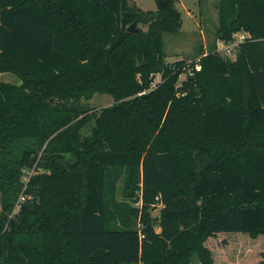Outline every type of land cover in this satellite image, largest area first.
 <instances>
[{"label": "trees", "instance_id": "1", "mask_svg": "<svg viewBox=\"0 0 264 264\" xmlns=\"http://www.w3.org/2000/svg\"><path fill=\"white\" fill-rule=\"evenodd\" d=\"M154 1L0 0L19 79L0 78V264H214L219 233L264 242V0H217L216 41L250 37L197 71L165 61L182 20ZM95 93L113 103L89 112Z\"/></svg>", "mask_w": 264, "mask_h": 264}, {"label": "rangeland", "instance_id": "2", "mask_svg": "<svg viewBox=\"0 0 264 264\" xmlns=\"http://www.w3.org/2000/svg\"><path fill=\"white\" fill-rule=\"evenodd\" d=\"M135 4L143 10L156 9L154 0H135ZM175 6L180 12L182 25L179 31L163 35V52L166 62L171 63L182 59L191 61L197 59L202 53L210 51L215 45L217 46L215 38L218 24L217 0H177ZM138 26L146 29V26L140 24ZM219 53L224 58L233 59L235 57L234 53L233 55H227L223 51ZM0 78L5 82L19 83L18 77L10 72L1 73ZM159 79V74L154 76V81H158ZM81 102L85 107L90 108L89 112H91L93 110L99 111L102 107L112 104L113 98L109 94L95 93L90 99H82ZM93 123L94 121L90 119L82 130L83 135L90 132ZM35 172V165L24 169L23 181L26 182L29 176ZM116 185L118 189L117 197L120 198L119 191L122 181L117 180ZM19 201H23L21 195ZM159 209L160 204H157L151 210V215L158 216ZM15 212L16 207L12 211V214H15ZM156 230L158 231L159 228L156 227ZM229 234L244 235L247 239L254 240L245 233H219L218 235L222 236H216L208 242L210 246L214 247V249L212 248L213 251L216 249L214 252V264H256L259 259V253L264 247V242L260 239L252 245L249 240L242 239L243 236ZM259 238L264 239L261 235H259ZM189 264H199L196 255L193 256Z\"/></svg>", "mask_w": 264, "mask_h": 264}, {"label": "built area", "instance_id": "3", "mask_svg": "<svg viewBox=\"0 0 264 264\" xmlns=\"http://www.w3.org/2000/svg\"><path fill=\"white\" fill-rule=\"evenodd\" d=\"M250 35L247 32L244 31H239L236 32L232 35V39L229 41H224V40H219L217 41V46L219 45V47L216 46V51L219 53L220 51L225 52L227 55H233V53H236L237 47L238 45L243 42L245 39L249 38ZM220 54V53H219ZM195 63H194V69L200 70V64L198 63V58L195 59ZM187 72L190 74L191 71L187 70ZM156 81H153L151 88L154 87ZM23 199V198H22ZM19 205L17 204L16 208Z\"/></svg>", "mask_w": 264, "mask_h": 264}, {"label": "water", "instance_id": "4", "mask_svg": "<svg viewBox=\"0 0 264 264\" xmlns=\"http://www.w3.org/2000/svg\"><path fill=\"white\" fill-rule=\"evenodd\" d=\"M127 30L129 31V32H135L136 30H137V28H136V23L135 22H133L128 28H127ZM158 218V216H156V219Z\"/></svg>", "mask_w": 264, "mask_h": 264}, {"label": "crops", "instance_id": "5", "mask_svg": "<svg viewBox=\"0 0 264 264\" xmlns=\"http://www.w3.org/2000/svg\"><path fill=\"white\" fill-rule=\"evenodd\" d=\"M129 1H131V2H133L134 4H135V0H129ZM206 53V52H205ZM205 53H202L201 55H204ZM201 55H199V56H201ZM198 56V57H199Z\"/></svg>", "mask_w": 264, "mask_h": 264}]
</instances>
